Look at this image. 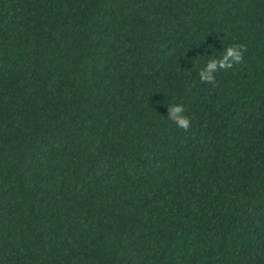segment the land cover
I'll return each instance as SVG.
<instances>
[{
  "label": "trees",
  "instance_id": "trees-1",
  "mask_svg": "<svg viewBox=\"0 0 264 264\" xmlns=\"http://www.w3.org/2000/svg\"><path fill=\"white\" fill-rule=\"evenodd\" d=\"M0 264H264V0H0Z\"/></svg>",
  "mask_w": 264,
  "mask_h": 264
},
{
  "label": "clouds",
  "instance_id": "clouds-1",
  "mask_svg": "<svg viewBox=\"0 0 264 264\" xmlns=\"http://www.w3.org/2000/svg\"><path fill=\"white\" fill-rule=\"evenodd\" d=\"M213 47L212 45L208 46ZM246 47L241 44H233L227 47L219 58L208 60L205 67L200 71L199 77L202 82L215 83L218 70H229L244 61ZM168 119L175 123L178 128L188 131L191 127V118L185 114L182 104L168 106Z\"/></svg>",
  "mask_w": 264,
  "mask_h": 264
}]
</instances>
